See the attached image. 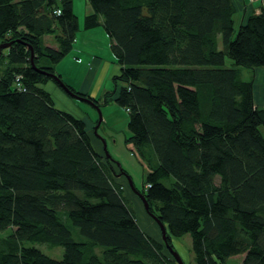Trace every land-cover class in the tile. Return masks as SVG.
<instances>
[{
  "label": "trees",
  "instance_id": "obj_1",
  "mask_svg": "<svg viewBox=\"0 0 264 264\" xmlns=\"http://www.w3.org/2000/svg\"><path fill=\"white\" fill-rule=\"evenodd\" d=\"M85 1L83 29L109 37L114 102L148 164L134 187L166 244L139 227L84 120L43 88L64 92L49 74L61 79L54 66L79 31L72 0H0V264H177L164 250L185 235L194 264H264V107L239 69L264 70V0L238 26L231 0ZM53 32L56 47H42ZM55 247L60 259L41 250Z\"/></svg>",
  "mask_w": 264,
  "mask_h": 264
},
{
  "label": "rangeland",
  "instance_id": "obj_2",
  "mask_svg": "<svg viewBox=\"0 0 264 264\" xmlns=\"http://www.w3.org/2000/svg\"><path fill=\"white\" fill-rule=\"evenodd\" d=\"M72 3L73 12L79 24V31H83V20L87 14L86 7L88 4L85 0H72ZM55 37H57L55 32L47 35L45 34L41 37V46L55 48L58 43ZM80 37L79 32L76 36L77 42L72 44V47L65 53L64 58L57 63L58 65H55L54 72L62 76L63 82L71 87L70 89L74 92L88 95L98 100L99 104H101L98 108L102 121L100 125L95 128L97 125L96 121H98L99 118L96 107L84 101L73 99L68 94H65L60 99L63 103H60L57 97L56 102L59 106H63V108H69L66 110L74 116H78L76 115L78 113H82L83 116L85 114V118L87 119L84 121L91 141L98 148L101 147V153H103L104 157H107L103 151L105 148V151L114 159L113 163L115 165L116 162L119 163V165L128 171L133 186L137 189H141L145 174L148 170V164L142 160L134 144L129 141L131 134L127 129L128 113L114 102L118 92V86L120 87L122 84H120V82H118L116 86L114 84V77L118 75L119 65L111 52L109 37L106 33L103 35L96 34L88 39L89 43L92 44H87L84 47L79 42ZM5 39L9 40L10 36H6ZM0 44L4 43L1 41ZM7 49L6 47L0 50L1 74L6 71L8 66V60H6L5 56L7 54ZM40 62H43L40 66H44V63L46 64L45 60H40ZM74 62H77L76 64L81 66V70H73ZM225 63L226 67L231 66V61L229 59H226ZM239 69L241 70L243 80L253 81L254 98H258L264 82V70H251L243 67H239ZM49 84H52V81L48 82L47 85ZM44 86L45 85H43V87ZM57 89L58 91L61 90H59V88ZM113 91L115 92L114 95L111 97L109 96L110 98L107 97V95L111 94ZM105 99H107L106 104H104ZM113 163H111V165L114 167L115 178L117 181H123L125 196L129 199V204L131 203L132 205L139 227L158 242H162L159 226L147 213L141 199L131 190L125 175H123L121 173L122 171H119V169L116 168L117 165L115 166ZM7 234V230L0 232V238L5 237ZM170 241L174 248L173 250L178 253L184 264H194L193 254L191 252V240L188 235L183 237H171ZM41 250L44 254L54 259H60L62 256L61 247H55L51 250L41 248ZM164 254L169 259H173L169 251L164 250ZM240 261L241 259L239 257L229 258L226 264H239Z\"/></svg>",
  "mask_w": 264,
  "mask_h": 264
},
{
  "label": "crops",
  "instance_id": "obj_3",
  "mask_svg": "<svg viewBox=\"0 0 264 264\" xmlns=\"http://www.w3.org/2000/svg\"><path fill=\"white\" fill-rule=\"evenodd\" d=\"M231 1L233 3L234 8H235V13H234V17H233L235 26L241 25L247 16H250L252 14H258L260 11L261 2L259 0H231ZM86 9H87L86 12L88 13L90 11L89 7L87 6ZM79 32H80V36H81L79 39V42L83 47L86 46L87 44H92V43H89V41H88V39H90L91 36H94L96 34H101V35L105 34V32L103 31V29L101 27H96V28L91 29V30H84L83 29V31H78V33ZM76 42H77V38H75L73 43L75 44ZM76 63L77 62H74V64H73V70H76V69L81 70V66L76 64ZM255 70H260V69H255ZM260 71H263V70H260ZM60 77H62V76H60ZM47 84H45V86L43 88L51 94V96L55 102V106L61 110H65V111L69 112L68 110H66L69 108H66V107L63 108V106H59V104H57V102H56L58 100L60 103H63L60 99L65 95V93L63 91H61L60 88L54 82H52V84H55V85H52V84L47 85ZM57 88H59V90L61 92L58 91ZM56 97H57V100H56ZM255 100H256L255 103L258 106L264 107V100L261 96V91H260L258 98L256 97ZM76 115H78L76 117H79L83 120L87 119V118H85V114H84V116L82 115V113H78ZM95 149H96V147H95ZM119 182L123 185L122 180H119ZM123 188H124V186H123ZM124 194H125V192H124Z\"/></svg>",
  "mask_w": 264,
  "mask_h": 264
},
{
  "label": "water",
  "instance_id": "obj_4",
  "mask_svg": "<svg viewBox=\"0 0 264 264\" xmlns=\"http://www.w3.org/2000/svg\"><path fill=\"white\" fill-rule=\"evenodd\" d=\"M10 45V43H5V44H0V50L1 49H3V48H6V47H8ZM32 63V62H31ZM34 66V65H33ZM50 76H51V78H53L56 82H57V84L65 91V93L66 94H68L71 98H73V99H78V100H80V101H84V102H86V103H89V104H91V105H93V106H95L96 107V109H97V111H98V114H99V118H98V121H97V125H96V127L95 128H97L99 125H100V123H101V121H102V118H101V114H100V111H99V108L89 99V98H87V97H84V96H81V95H79V94H75V93H73L70 89H69V87L67 86V85H65V83H63L62 81H61V79L60 78H58L56 75H54V74H49ZM103 141V140H102ZM104 143V142H103ZM104 151H105V148H104ZM105 154H106V156L107 157H109V155H108V153L105 151ZM116 165L118 166V167H120V165H119V163H117L116 162ZM123 175H125V177H126V179H127V181H128V184H129V187L131 188V190L141 199V201H142V203H143V205H144V208H145V210L147 211V213L153 218V220L157 223V225L159 226V228H160V231H161V235H162V241L166 244V232H167V230H166V227H165V225L157 218V217H155L150 211H149V209H148V203H147V201L145 200V197L138 191V190H136L135 189V187L133 186V184H132V181H131V179H130V177L127 175V174H125V173H123ZM170 254H171V256H172V258H173V260L177 263V264H184V262L182 261V259H181V257L178 255V253L176 252V251H174L173 249H171L170 250Z\"/></svg>",
  "mask_w": 264,
  "mask_h": 264
},
{
  "label": "built area",
  "instance_id": "obj_5",
  "mask_svg": "<svg viewBox=\"0 0 264 264\" xmlns=\"http://www.w3.org/2000/svg\"><path fill=\"white\" fill-rule=\"evenodd\" d=\"M259 1H262V0H259Z\"/></svg>",
  "mask_w": 264,
  "mask_h": 264
}]
</instances>
